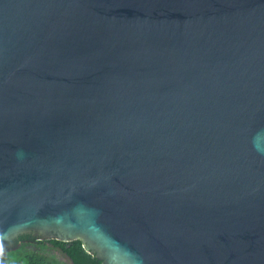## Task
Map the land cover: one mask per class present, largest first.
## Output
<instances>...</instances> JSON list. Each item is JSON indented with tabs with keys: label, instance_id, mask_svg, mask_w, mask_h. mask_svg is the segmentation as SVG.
I'll use <instances>...</instances> for the list:
<instances>
[{
	"label": "water",
	"instance_id": "95a60500",
	"mask_svg": "<svg viewBox=\"0 0 264 264\" xmlns=\"http://www.w3.org/2000/svg\"><path fill=\"white\" fill-rule=\"evenodd\" d=\"M26 233L264 264V0H0V257Z\"/></svg>",
	"mask_w": 264,
	"mask_h": 264
},
{
	"label": "trees",
	"instance_id": "16d2710c",
	"mask_svg": "<svg viewBox=\"0 0 264 264\" xmlns=\"http://www.w3.org/2000/svg\"><path fill=\"white\" fill-rule=\"evenodd\" d=\"M21 237H28V234H20L18 239ZM16 243L13 245L15 246ZM27 246H34V247H39V250L41 251H47L48 247H53L58 250H60L63 254L67 255L69 260H71V264H101L97 258L88 253L84 248H83V243L80 239L68 241V242H61L57 240H39L36 243H30V242H25L20 244L18 248H16L12 253L13 254H18L20 250L24 247L27 249ZM29 250V249H28ZM33 252V251H30ZM1 258V257H0ZM56 259L54 258L53 255H48L44 257L43 259H33V254L30 255V264H59L56 263Z\"/></svg>",
	"mask_w": 264,
	"mask_h": 264
},
{
	"label": "rangeland",
	"instance_id": "374dc122",
	"mask_svg": "<svg viewBox=\"0 0 264 264\" xmlns=\"http://www.w3.org/2000/svg\"><path fill=\"white\" fill-rule=\"evenodd\" d=\"M26 248L27 249L23 247L18 254H13L12 252L14 250L9 251L6 256L0 258V264H30L29 261L31 254H33V259H43L44 257L53 254L54 258L57 260L56 263L59 262V264H71L70 260L60 251L57 255L54 253L49 254L47 251H41L39 250V247L27 246Z\"/></svg>",
	"mask_w": 264,
	"mask_h": 264
},
{
	"label": "flooded vegetation",
	"instance_id": "af4514ba",
	"mask_svg": "<svg viewBox=\"0 0 264 264\" xmlns=\"http://www.w3.org/2000/svg\"><path fill=\"white\" fill-rule=\"evenodd\" d=\"M26 234H28V237H21L20 239H18V237L20 236V235H18V236H16V237H14L9 243H8V245L10 246V245H14L15 243H16V245L17 244H22V243H25V242H30V243H36V242H38L39 241V239L35 236V235H33L32 233H26ZM15 245V246H16ZM60 250H58V249H56V248H53V247H48L47 248V253H49V254H52V253H54V254H57L58 255V252H59ZM61 252V251H60ZM62 253V252H61ZM53 255V254H52ZM65 255V254H64ZM54 256V255H53Z\"/></svg>",
	"mask_w": 264,
	"mask_h": 264
}]
</instances>
